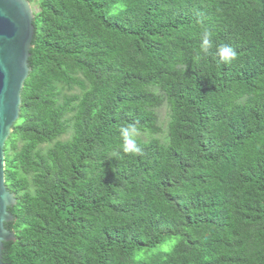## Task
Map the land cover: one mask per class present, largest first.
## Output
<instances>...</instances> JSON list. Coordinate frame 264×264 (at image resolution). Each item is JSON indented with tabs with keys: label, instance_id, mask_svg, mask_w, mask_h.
Segmentation results:
<instances>
[{
	"label": "trees",
	"instance_id": "16d2710c",
	"mask_svg": "<svg viewBox=\"0 0 264 264\" xmlns=\"http://www.w3.org/2000/svg\"><path fill=\"white\" fill-rule=\"evenodd\" d=\"M39 9L5 147L18 201L3 261L264 264V0H40ZM221 44L237 57L221 60ZM165 104L163 142L153 136ZM129 124L152 136L136 137L138 154L121 150Z\"/></svg>",
	"mask_w": 264,
	"mask_h": 264
},
{
	"label": "water",
	"instance_id": "95a60500",
	"mask_svg": "<svg viewBox=\"0 0 264 264\" xmlns=\"http://www.w3.org/2000/svg\"><path fill=\"white\" fill-rule=\"evenodd\" d=\"M35 34V14L29 0H0V264H6L5 243L17 240L15 232L6 227L16 222L10 208L18 200L6 185L5 147L21 118Z\"/></svg>",
	"mask_w": 264,
	"mask_h": 264
},
{
	"label": "clouds",
	"instance_id": "9594fccd",
	"mask_svg": "<svg viewBox=\"0 0 264 264\" xmlns=\"http://www.w3.org/2000/svg\"><path fill=\"white\" fill-rule=\"evenodd\" d=\"M211 32L208 30L202 33V43L200 45V53L207 55L210 49ZM218 55L221 60L230 62L237 57V53L233 47L228 44H221L218 48ZM138 135V128L135 124L125 125L120 128V136L122 138L121 150L125 154H138L141 148L138 146L136 136Z\"/></svg>",
	"mask_w": 264,
	"mask_h": 264
},
{
	"label": "rangeland",
	"instance_id": "374dc122",
	"mask_svg": "<svg viewBox=\"0 0 264 264\" xmlns=\"http://www.w3.org/2000/svg\"><path fill=\"white\" fill-rule=\"evenodd\" d=\"M39 3H40V0H33L31 2L32 4V9H33V12L35 14V21L37 23H40L41 22V17L39 15ZM80 93L79 89L78 88H75L73 90H66L65 91V94H68V95H72V94H78ZM158 113H159V126H160V129H161V132L156 135V136H153L161 141H165L166 138H167V133H168V122H169V119H170V110H169V107L167 104L163 105L159 110H158ZM137 138H141L143 140H148L150 138H152V136L148 135V134H138L136 136ZM69 139V135H66L64 137H62L60 140L62 141H65ZM12 155L8 158V161L12 159ZM7 164V162H6ZM144 255V254H143Z\"/></svg>",
	"mask_w": 264,
	"mask_h": 264
}]
</instances>
